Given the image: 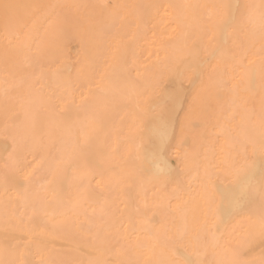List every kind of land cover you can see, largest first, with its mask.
I'll use <instances>...</instances> for the list:
<instances>
[{
    "label": "bare ground",
    "instance_id": "1",
    "mask_svg": "<svg viewBox=\"0 0 264 264\" xmlns=\"http://www.w3.org/2000/svg\"><path fill=\"white\" fill-rule=\"evenodd\" d=\"M262 13L0 0V264H264Z\"/></svg>",
    "mask_w": 264,
    "mask_h": 264
},
{
    "label": "snow or ice",
    "instance_id": "2",
    "mask_svg": "<svg viewBox=\"0 0 264 264\" xmlns=\"http://www.w3.org/2000/svg\"><path fill=\"white\" fill-rule=\"evenodd\" d=\"M249 19H251V17H249ZM261 31L264 33V13L261 14ZM242 190H247V184H245L244 189ZM237 206H239V202H237ZM259 226L261 230L264 231V210L261 212ZM184 264H193V262L190 260H185Z\"/></svg>",
    "mask_w": 264,
    "mask_h": 264
}]
</instances>
